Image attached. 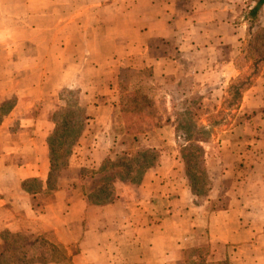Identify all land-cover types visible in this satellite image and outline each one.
<instances>
[{"label":"crops","instance_id":"obj_1","mask_svg":"<svg viewBox=\"0 0 264 264\" xmlns=\"http://www.w3.org/2000/svg\"><path fill=\"white\" fill-rule=\"evenodd\" d=\"M223 5L0 0V106L14 100L0 122V243L3 231H21L49 234L68 253L69 247L77 250L69 261L44 264H186L184 252L204 242L212 255L222 249L219 260L264 264L261 149L252 180L236 188L228 207L207 214L193 202L176 156L161 157L141 185L118 187L106 204H90L80 184L81 169L133 154L124 139L136 127L126 114L118 131L114 123L125 73L148 69L150 84L159 89L188 83L186 95L223 97L238 75L235 59L246 35L245 22L235 23ZM62 89L78 91L86 118L56 188L46 192V140L54 128L51 113L63 103ZM239 108L255 111L244 125L262 131L264 67Z\"/></svg>","mask_w":264,"mask_h":264},{"label":"rangeland","instance_id":"obj_2","mask_svg":"<svg viewBox=\"0 0 264 264\" xmlns=\"http://www.w3.org/2000/svg\"><path fill=\"white\" fill-rule=\"evenodd\" d=\"M256 1L222 0V4L229 7L228 10H230L235 23L242 19L241 21L245 22L246 29L251 25L255 30L264 27V2L260 5L255 17L252 18L249 15V10L255 5ZM203 15L201 12L200 16ZM208 15L214 14L210 12ZM221 28L226 33V27ZM155 42L154 44L158 45ZM226 52L227 48L222 51L223 54ZM236 59L237 62H240L239 66L241 63L243 64L240 57ZM124 75L126 81L124 80L120 85L121 96L118 108L114 113V123L118 131L122 123V117L120 118V116L126 114L129 120L128 123L136 127V131H130L131 133L124 139L125 142H131L133 146V154L130 155H134V152L143 148H155L160 155L159 161L164 156H176L178 159L180 158L178 160V170L181 169L185 181L188 182L180 150L181 145H184L185 142L183 139L178 138L175 126L178 125V112L183 111V109L188 110L191 114H196V118L198 115V123L204 125L209 131L208 137L202 139L199 144L205 149V167L212 185L210 190L205 193L193 196V202L198 206H202L206 214L212 210L228 207L230 200L237 193L236 188L244 186L250 179L252 180L254 160H257L256 156H258L260 149L264 152V144H259L262 138L264 140V128L259 131L258 128L250 129L244 125L254 116L255 111L239 108V104L226 107V103L223 102L225 92L223 97L219 95L220 92H215V95L204 96L203 98L186 95L183 89L186 90L188 87L190 90L188 83L182 84L179 89L178 85L159 89V87L150 84V70L148 69L141 72H128ZM128 79L129 81H127ZM59 93L63 103L52 111L51 121L52 114L57 108L79 103L78 91L62 89ZM10 101L4 108L8 109L13 104L14 100ZM129 109H134V111H129ZM129 112L136 115H131ZM160 128H164L165 131L159 130ZM137 137L140 140H137ZM91 181L92 178L85 176L81 179L80 184L85 189ZM141 183L142 181L139 185ZM43 236L46 240L51 239L49 234H43ZM68 249L72 250L74 246ZM196 249V251L188 249L184 252L186 264H231L228 258L219 260L218 252H222V249L212 255V249L206 242Z\"/></svg>","mask_w":264,"mask_h":264},{"label":"trees","instance_id":"obj_3","mask_svg":"<svg viewBox=\"0 0 264 264\" xmlns=\"http://www.w3.org/2000/svg\"><path fill=\"white\" fill-rule=\"evenodd\" d=\"M263 2L264 0L256 1L249 10L250 17L257 15ZM246 31L240 54L236 57H240L243 64L239 66L240 62L235 59L238 75L228 83L225 89L226 95L223 102L226 103V107L239 104L244 91L251 86L264 67V27L254 30L249 25ZM10 102V100L5 101L0 106V122L4 114L12 108L13 104L8 109L4 108ZM85 118L84 108L79 103L63 105L52 114L54 128L46 140L50 163L46 192L56 188L58 176L68 165L74 145L83 130ZM198 120V115L196 118V114L183 109L178 112V125L175 126L178 138L185 142L181 145V158L193 196L205 193L212 185L205 167V149L199 144L202 139L208 137L209 131L204 125L199 124ZM159 158V152L155 148H143L134 155L124 154L113 159L106 158L97 169H81L80 179L85 176L92 178L89 186L85 189L83 187L86 200L95 205L111 202L115 198L118 187L139 185L144 174L157 165ZM33 182L32 180L30 183ZM196 248H192L191 251H196ZM76 251L74 248L68 253L62 245L46 240L43 234L8 230L1 233L0 264L58 263L69 261Z\"/></svg>","mask_w":264,"mask_h":264}]
</instances>
